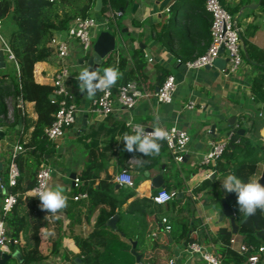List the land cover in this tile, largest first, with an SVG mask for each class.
Segmentation results:
<instances>
[{"label": "crops", "instance_id": "crops-1", "mask_svg": "<svg viewBox=\"0 0 264 264\" xmlns=\"http://www.w3.org/2000/svg\"><path fill=\"white\" fill-rule=\"evenodd\" d=\"M159 1L127 0L121 15L114 22L112 21L116 36L114 50L128 57L125 69L134 68L138 85L146 92L137 98L131 109L122 110L116 107L111 113L103 114L93 108V101L99 94L98 90L92 98H89L86 90L84 92L79 90L77 80L82 68L88 67L86 59L89 53H84L76 40L70 41L71 54L67 59L70 76L66 80V86L73 94L77 110L73 123L64 133L55 140H48L49 144L46 145L50 146L49 151L44 152V159L40 163L52 167L48 187L59 186L63 189L67 196V207L55 215L50 214L40 209L39 198L31 194H24L20 203L27 208V196H31L47 220L50 235L60 236L61 243L58 252L31 264L62 262L80 264V248L73 236H86L94 227L101 211L111 208V201H115L117 205L110 216L117 214V219L115 228L108 226L117 229L121 225L132 236V241L135 240V245L136 227L131 219L133 216H139L141 210L139 208V213L128 211V206L135 200L143 202L144 198H149L150 201L149 205L144 207L147 211L145 216L149 219V216L156 215L159 219V221L156 219L149 221L148 227L155 228L156 223L161 224V217L166 216L168 219L191 224L192 234L200 239L202 232L216 236L221 229L230 231L228 217H221V202L219 207L205 205L199 196L201 191L195 192L193 188L199 186L206 176H210V178L216 177L220 189L224 190L222 182L226 172L220 171V168L227 167L235 159L229 154L222 156L216 165L218 169L211 172L212 170L205 168L204 164H200V157L212 141L224 138L233 127L237 128V132L243 135L244 139L259 147V150L249 155V157L261 156L254 180L258 181L263 171L264 91L258 89L255 91L253 80L257 75L264 73V0H260L257 6L254 3L258 0H225L229 6L238 5L233 16L241 27V35L244 32L246 39L262 52L261 61L249 57L241 39L243 60L239 68L231 73L224 72L217 66L183 67L174 54L154 37L151 26H157L160 20H167L175 11L173 0H170L165 6L168 10L164 7L160 12ZM249 3L253 4V7H247ZM164 10L168 12L164 13ZM99 11L94 9L93 4L90 14L101 22L104 16ZM179 11L190 12L186 8H180ZM101 29L106 28L97 27L95 37ZM2 30H4L3 24ZM54 35L63 38L66 34L62 29L55 31ZM137 44L143 48V51V46L148 47L150 57H147L144 51L147 57L145 64L135 67L136 62L130 52ZM114 50L109 54H113ZM59 65L55 50V53L45 59L35 62L34 79L52 85L53 76ZM159 67L173 73L176 78V89L169 103L157 101L154 95L156 78L161 76ZM14 68L18 69L16 63L3 52L0 77L12 72ZM191 101L194 103L193 107L188 106ZM2 105L5 106V112H0V127L4 130V139L0 140L2 162L0 203L3 189L2 176L7 173L11 146L19 142L25 147L17 157L22 165L38 159V150L25 145L37 118L34 102L23 100L9 90L0 94V106ZM127 118L148 129H154L156 126L165 128L170 125L185 129L190 135V140L185 147L182 161H175L173 151L167 147L164 140L158 141L161 150L158 154H154L158 156L156 160L152 161L150 157L139 151L128 152L123 141L124 133L132 134L125 124ZM237 154L239 159L247 157L241 150ZM123 168L132 174L133 186L116 185V175ZM157 174L162 175L163 187L167 189H175V183L182 182L183 189L178 191L181 195L177 193L176 198L173 197L166 203L154 202L151 195L158 189L153 186V178ZM74 177H79L78 184H75ZM213 187L209 184L207 189ZM80 192L86 195H78ZM130 192L132 195L128 196ZM119 216L124 217L121 219ZM235 216L237 218L236 213ZM235 234L242 239L240 227ZM166 238L162 233L155 237L161 246L168 245L167 248L171 251L172 262L168 264H206L199 254H188L185 242H169ZM208 245L217 246L214 242ZM20 251L22 254L21 248Z\"/></svg>", "mask_w": 264, "mask_h": 264}, {"label": "trees", "instance_id": "trees-1", "mask_svg": "<svg viewBox=\"0 0 264 264\" xmlns=\"http://www.w3.org/2000/svg\"><path fill=\"white\" fill-rule=\"evenodd\" d=\"M94 1L0 0V20L4 27L3 34L14 54L18 67V69L14 68L12 72L0 77V94L12 90L15 96L23 100L33 101L37 112L34 128L25 145L31 149L38 150V159L22 165L17 158L20 174L14 186L7 184V173L2 176L3 189L1 190V197L9 191L19 194L18 203L13 206L6 217L12 236L18 238L16 244L23 250V261L21 263H17L16 259L12 258L16 264H31L34 261L45 259L50 254L58 252L61 243L60 236L52 237L50 235L47 220L31 196H27V208L20 205L23 193L35 183L36 172L41 160L44 159V152L49 151L50 146L46 145L49 144V139L44 129L52 121L58 108L59 99L58 97L51 98L49 96L53 90L52 85L40 83L34 79V64L39 60L45 59L53 52L55 53V48L51 44L54 32L67 28L70 21L76 16L90 14ZM220 1L234 15L238 5L229 6L225 0ZM126 2L127 0H102L99 12L105 16L115 10L123 11L126 7ZM204 2L205 0H173L175 10L173 14L167 20H160L157 26H151L154 31V37L168 48L180 62L193 59L204 52L209 45L211 18ZM180 8H186L190 12H181L179 11ZM165 12L168 11L164 10ZM106 29L114 34L115 29L112 22L108 23ZM242 37L243 47L248 52L249 57L261 61L262 52L246 39L244 32ZM130 55L136 62L135 67L145 64L147 57L140 45L137 44L130 52ZM127 58V56L114 50L113 54L111 53L104 58L97 68L101 75L104 68L110 66L118 68L121 75L116 84L111 87L113 91L128 80H135L139 84L134 68L125 69ZM159 69L161 70V82L169 72L163 67H159ZM253 84L255 91H257L256 89L264 91V73L257 75L253 80ZM100 92L98 90V93ZM0 112H5L4 105L0 106ZM232 129L233 133L221 156L216 160L215 164H207L205 168L213 172L218 169V166H216L218 160L222 156L229 154L235 160L227 167H221L220 171L226 172L224 173L226 175L234 173L244 182L249 179L254 180L261 156L249 157V155L259 150V147L248 139H244L243 135L237 132V128L233 127ZM240 150L247 157L237 158V153ZM147 157H150L152 161L158 159V156L154 154L147 155ZM209 184L214 187L207 189ZM175 186L176 194L174 198L177 197L178 191L183 189V184L182 182H177ZM199 190L201 191L199 196H201L205 205L211 204L219 207L220 199L226 196L237 218L239 220L242 219L236 194L221 190L216 177L210 178V176H206L199 186L193 188L195 192ZM156 191L157 189L154 192ZM129 195H132V192ZM142 201L135 200L128 206V211L132 210L139 213L141 210L139 216H133L131 219L136 227L135 236L137 243L135 250L141 254V264H168L171 257L170 249L161 246L159 241L155 239L160 233L165 238L167 237L166 239H168L167 234H169L171 242L183 241L187 244L192 240L198 239L206 245L211 242L216 243L217 246L213 248L220 258V264H245L248 254L256 252L259 245H264V212L259 209L255 215L244 219L240 225V232L243 234L242 241L253 246L247 252L241 253L229 246V238L232 233L225 229H221L216 236L202 232V239H200V237L192 234L191 224L185 221L168 219V217V223L171 225L169 232L163 231L159 222L156 223L155 228L148 227L149 221L155 219L159 221V219L156 218V215L149 216V219L145 216L147 211L144 210V207L148 206L150 201L149 198H144ZM116 205L115 201H111V208L101 211L95 220L94 227L86 236H73L74 241L80 248V264H135V255L130 251L132 236L121 225L117 229H112L106 224ZM120 217L122 219L124 216ZM153 232L156 235H153ZM135 236L133 235V238ZM260 258V262H264V251L260 253ZM5 264H10L9 260Z\"/></svg>", "mask_w": 264, "mask_h": 264}, {"label": "built area", "instance_id": "built-area-1", "mask_svg": "<svg viewBox=\"0 0 264 264\" xmlns=\"http://www.w3.org/2000/svg\"><path fill=\"white\" fill-rule=\"evenodd\" d=\"M206 10L210 14V42L206 50L201 54L195 56L193 59L187 60L185 65L190 68H201L206 65L212 66L213 61L219 54L221 45L224 51L221 56L227 57L225 65L221 68L224 72H235L242 63V44H241V27L237 24L234 16L221 4L220 0H205ZM165 10H168L165 7ZM121 10H115L105 15L101 22L91 14L84 16H76L73 18L67 28L64 29L65 37L60 38L53 35L51 44L54 45L56 55L59 59V68L56 70L53 80L52 93L58 97V108L54 113V117L50 124H48L44 131L48 139L55 140L61 136L66 128H68L74 121L75 112L77 110L73 94L66 86V80L70 76L69 63L67 61L71 54L70 41L76 40L84 53L92 51V44L95 39L96 28L102 26L106 28L109 22H114L120 16ZM0 50L12 59L16 65L14 54L2 33V22L0 20ZM150 60V58H149ZM179 61V59H178ZM180 62V61H179ZM176 89V78L173 73H168L161 80L158 89L154 91L157 101L161 103H169L173 98ZM146 94L140 89L135 80H128L120 84L115 91L112 88L101 91L93 101V108L103 114H109L115 110L116 107L122 110L131 109L137 98ZM54 97V98H55ZM193 102L189 103V107H193ZM126 126L133 131V128L138 123L134 122L131 118L125 120ZM141 125V124H139ZM143 127V126H142ZM146 132H151L154 129L143 127ZM168 132V137L164 139L167 147L173 151V158L175 161L180 162L184 156V150L190 140L189 133L176 125H170L163 128ZM233 130H230L224 138L214 140L210 143L208 148L202 152L200 157V164H214L215 161L221 156L227 146ZM25 150L23 144L17 142L13 144L9 151V159L7 162V184L14 186L20 174L17 157L20 152ZM52 167L49 164L43 163L39 166L35 176V183L24 194H31L35 197L36 190L43 186H48L49 178L51 177ZM116 180L120 185L133 186L134 180L132 174L123 168L116 175ZM79 177H74L75 184H78ZM176 194V190L160 187L151 195V199L156 203H166ZM78 195H86L84 192ZM19 194L17 192H7L2 196L0 203V249H7L2 252H9L10 246L18 242V238L12 236L10 227L6 222V217L11 211L13 206L18 203ZM171 225L168 223L167 217H161V229L169 232ZM156 235L155 232L152 233ZM229 246L238 252H247L252 249V245H248L238 238L235 233L229 238ZM186 250L189 255L199 254V256L206 262V264H220V258L215 252L213 247L204 244L198 239L192 240L186 244ZM264 251V245H259L256 252L248 254L245 264H258L260 262V253ZM169 262H172L170 259ZM60 264H69L62 262ZM264 264V262H263Z\"/></svg>", "mask_w": 264, "mask_h": 264}, {"label": "clouds", "instance_id": "clouds-1", "mask_svg": "<svg viewBox=\"0 0 264 264\" xmlns=\"http://www.w3.org/2000/svg\"><path fill=\"white\" fill-rule=\"evenodd\" d=\"M120 75L118 68L111 66L104 68L102 75L99 70L90 71V66L83 67L77 76L79 90L81 92L86 90L87 96L92 98L97 90L104 91L114 86ZM167 137L168 132L159 126L154 127L151 132H146L141 125L137 124L132 134H123V141L128 152L139 151L147 156L158 154L160 151L158 141ZM222 187L226 192L236 194L242 219L255 215L258 209L264 212V186L258 181L249 179L244 182L234 173H229L225 176ZM36 196L40 201V209L50 214L55 215L67 207V196L59 186L55 188L43 186L36 190ZM6 250L0 249V251Z\"/></svg>", "mask_w": 264, "mask_h": 264}, {"label": "water", "instance_id": "water-1", "mask_svg": "<svg viewBox=\"0 0 264 264\" xmlns=\"http://www.w3.org/2000/svg\"><path fill=\"white\" fill-rule=\"evenodd\" d=\"M169 2L170 0H160L159 1V11L161 12L163 8L166 5H168ZM259 3H260V0H258L257 3H254V5L257 6ZM101 6H102V0H95L94 9L100 10ZM133 6H135V4H133ZM246 6L253 7V4L249 3ZM240 38L242 39L241 33H240ZM115 43H116V36L111 31L107 29H101L97 33L93 41V44H92V51L89 53L86 59V64L87 66H90V71L96 70L99 67L103 58L108 56V54L114 50ZM143 47H144L146 56L150 57L149 48L145 46ZM223 51H224V47L223 45H221L219 48L220 55L215 58L212 66H217L219 68H222L225 65V62L227 61V57L221 56V53ZM2 56H3V52L0 50V66L2 64ZM181 65L183 67H186L184 62H181ZM208 66L209 65H206L205 67H208ZM160 79H161V76L160 75L157 76L156 81H155V90L158 89ZM49 96L51 98L55 97L53 93H50ZM211 129H213V126H211ZM1 139H4V130L0 127V140ZM1 167H2V162L0 158V169ZM258 182L261 183L262 186H264V168H263V171L260 177L258 178ZM116 185L119 186L120 184L117 182ZM153 186H155L156 188H160L164 186L163 177L161 174H157L153 178ZM178 195H181V192H178ZM220 202H221V217L222 216L228 217L229 224H230V232L237 233L244 219L237 220L235 213L233 211V208L226 198H221ZM116 219H117V214H114L108 218L106 224L109 225L110 227L115 228ZM167 236H168L169 242H171V238L169 234H167ZM165 247L167 248L168 245H165ZM130 251L134 253L135 255V264H141L140 262L141 254L135 250V240L132 241ZM10 258H15L17 263H21L23 261V256L21 254L18 244H12V250L9 252L0 251V264H5L7 260H9Z\"/></svg>", "mask_w": 264, "mask_h": 264}, {"label": "rangeland", "instance_id": "rangeland-1", "mask_svg": "<svg viewBox=\"0 0 264 264\" xmlns=\"http://www.w3.org/2000/svg\"><path fill=\"white\" fill-rule=\"evenodd\" d=\"M2 33H3V30H2ZM9 262H10V264H16L12 258L9 259Z\"/></svg>", "mask_w": 264, "mask_h": 264}]
</instances>
